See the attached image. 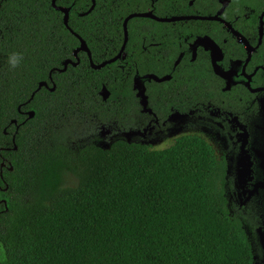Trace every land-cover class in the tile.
I'll return each mask as SVG.
<instances>
[{
	"label": "trees",
	"instance_id": "1",
	"mask_svg": "<svg viewBox=\"0 0 264 264\" xmlns=\"http://www.w3.org/2000/svg\"><path fill=\"white\" fill-rule=\"evenodd\" d=\"M96 1L84 18L75 10L90 0L57 2L72 7L70 27L88 44L105 29L116 34L132 12L123 0ZM79 43L51 0H0V264H254L207 143H98L103 125L120 118L127 83L114 80L116 65L94 70L83 60L60 73ZM12 53L23 55L16 69ZM51 73L55 92L38 91L43 81L53 87Z\"/></svg>",
	"mask_w": 264,
	"mask_h": 264
},
{
	"label": "flooded vegetation",
	"instance_id": "2",
	"mask_svg": "<svg viewBox=\"0 0 264 264\" xmlns=\"http://www.w3.org/2000/svg\"><path fill=\"white\" fill-rule=\"evenodd\" d=\"M90 1L86 12L94 1L96 8L97 1ZM120 5L123 12L132 8L122 29L92 37L90 55L74 53L60 70L77 68L81 60L93 68L125 47L122 58L110 64L118 68L112 70L118 75L114 80L127 83L118 100L120 118L103 128L154 149L188 137L207 143L217 168L224 167L227 207L243 225L254 264H264V0H123ZM76 10V18L86 17ZM134 14L151 17H134L125 29ZM109 51L116 53L99 63ZM51 83L56 86L52 73Z\"/></svg>",
	"mask_w": 264,
	"mask_h": 264
},
{
	"label": "water",
	"instance_id": "3",
	"mask_svg": "<svg viewBox=\"0 0 264 264\" xmlns=\"http://www.w3.org/2000/svg\"><path fill=\"white\" fill-rule=\"evenodd\" d=\"M57 0H52V7L56 10L59 11L61 13L64 14V25L66 26V28L80 41V47L76 50L75 52V57L78 58V54L79 52H86L90 55V51L88 48V45L86 43V41L79 35L77 34L71 27H70V8H64V7H59L57 6ZM95 8V1H94V5L91 8L90 11L84 13L85 16L89 15ZM134 17H151V15H145V14H134L131 15L126 21H125V29L127 28L128 22L134 18ZM165 21H169V20H165ZM128 38V33H126V41ZM125 47H123V49L120 51V53L117 55V57L113 58L112 60H109L105 63H102L100 65H96V64H92L93 69L95 70H101L103 69L105 66L110 65L114 62H116L118 59L122 58L123 53H124ZM72 63L71 61H68L67 63L64 64V69L67 68V66ZM63 69V70H64ZM63 70H60V72L64 73ZM43 87H49L48 84L46 82H43L40 84L39 89L41 90ZM56 89V86H54L52 89H50L52 92H54V90ZM101 96L103 97L104 101H107L110 98V92L108 91V89L106 87H104L101 92H100ZM35 94H33L32 99L34 98ZM143 100H145V98L143 97ZM21 110V108H20ZM29 116V119H33L35 117V112H28L26 113ZM13 124H17V121H13ZM15 149H17V147H15Z\"/></svg>",
	"mask_w": 264,
	"mask_h": 264
},
{
	"label": "clouds",
	"instance_id": "4",
	"mask_svg": "<svg viewBox=\"0 0 264 264\" xmlns=\"http://www.w3.org/2000/svg\"><path fill=\"white\" fill-rule=\"evenodd\" d=\"M70 12H71V10H70ZM88 16V15H87ZM80 42V41H79ZM87 43V42H86ZM81 45V44H80ZM80 47V46H79ZM112 60V59H111ZM22 61H23V55L22 54H20V53H12V54H10L9 55V57H8V60H7V63H8V65L10 66V68H12V69H16V68H18V67H20V65H21V63H22ZM109 61V60H108ZM105 62H107V61H105ZM104 62V63H105ZM116 62H118V60L116 61ZM116 62H115V64H116ZM100 65V64H99ZM108 67L109 66H111V65H107ZM107 66H105L103 69H105V68H108ZM103 69H101V70H103ZM95 70V69H94ZM50 81H51V74H50ZM43 82H46V81H43ZM43 82H41V83H43ZM40 83V84H41ZM47 84H48V86H49V83L48 82H46ZM40 86V85H39ZM104 87H106L105 85H103V87H102V89L104 88ZM43 88H47V87H43ZM53 88V87H52ZM52 88H50V86L47 88V89H52ZM107 88V87H106ZM39 89V88H38ZM101 89V90H102ZM108 89V88H107ZM38 91H40V90H38ZM108 91L109 92H111L109 89H108ZM55 92V91H54ZM36 94V93H35ZM101 95V94H100ZM103 98V97H102ZM109 100V99H108ZM107 100V101H108ZM142 101H144V100H142ZM21 109H22V106L20 107ZM20 108H19V111L21 112V114L22 115H24V116H26L27 118H28V120H31V119H29V116L26 114V113H28V112H32L31 110H28V111H22V110H20ZM33 112H35V111H33ZM36 114V113H35ZM14 121H17V120H14ZM11 124H13V121H12V123ZM17 124H18V121H17ZM17 124H15L16 126H17V131L14 133V134H17L18 133V130H19V126L17 125ZM5 134H7V130H5ZM12 141L15 143V141H16V139H15V137L12 139ZM4 165L5 164H3V167H4Z\"/></svg>",
	"mask_w": 264,
	"mask_h": 264
},
{
	"label": "rangeland",
	"instance_id": "5",
	"mask_svg": "<svg viewBox=\"0 0 264 264\" xmlns=\"http://www.w3.org/2000/svg\"><path fill=\"white\" fill-rule=\"evenodd\" d=\"M109 130L108 129H104L102 128V131L101 133L99 134V137H98V143H100V145L104 148H108L110 146V144L116 140V139H119L120 137L121 138H125L129 141L130 138H133L131 137L130 135H125V134H121V133H117V136L114 137L112 136L111 133L108 132ZM114 137V138H113Z\"/></svg>",
	"mask_w": 264,
	"mask_h": 264
}]
</instances>
